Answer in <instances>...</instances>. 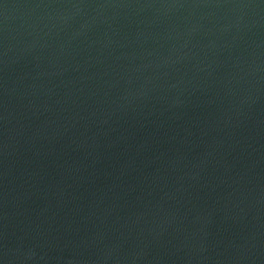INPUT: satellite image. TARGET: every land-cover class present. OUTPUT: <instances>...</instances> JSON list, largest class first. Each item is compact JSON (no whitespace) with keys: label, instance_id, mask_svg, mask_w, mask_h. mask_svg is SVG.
<instances>
[{"label":"water","instance_id":"1","mask_svg":"<svg viewBox=\"0 0 264 264\" xmlns=\"http://www.w3.org/2000/svg\"><path fill=\"white\" fill-rule=\"evenodd\" d=\"M0 264H264V0H0Z\"/></svg>","mask_w":264,"mask_h":264}]
</instances>
